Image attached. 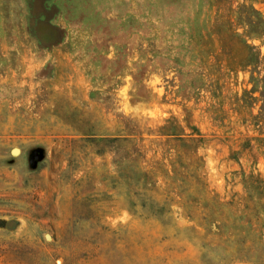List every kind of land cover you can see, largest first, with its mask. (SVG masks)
Instances as JSON below:
<instances>
[{"label":"rangeland","instance_id":"1","mask_svg":"<svg viewBox=\"0 0 264 264\" xmlns=\"http://www.w3.org/2000/svg\"><path fill=\"white\" fill-rule=\"evenodd\" d=\"M0 264H264V0H0Z\"/></svg>","mask_w":264,"mask_h":264}]
</instances>
